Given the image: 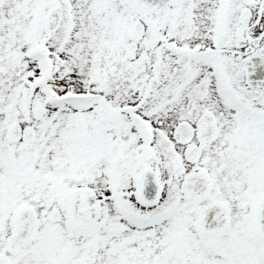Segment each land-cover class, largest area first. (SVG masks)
I'll return each mask as SVG.
<instances>
[{"label": "snow or ice", "instance_id": "6c2138e0", "mask_svg": "<svg viewBox=\"0 0 264 264\" xmlns=\"http://www.w3.org/2000/svg\"><path fill=\"white\" fill-rule=\"evenodd\" d=\"M0 264H264V0H0Z\"/></svg>", "mask_w": 264, "mask_h": 264}]
</instances>
